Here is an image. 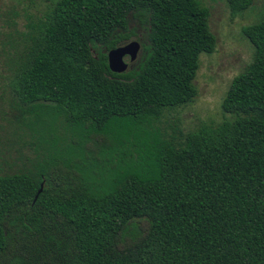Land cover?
I'll return each instance as SVG.
<instances>
[{"label":"trees","instance_id":"trees-1","mask_svg":"<svg viewBox=\"0 0 264 264\" xmlns=\"http://www.w3.org/2000/svg\"><path fill=\"white\" fill-rule=\"evenodd\" d=\"M225 1L239 14L253 0ZM14 8L3 92L79 135L45 171L0 174V264H264V12L242 28L253 55L222 119L169 136L156 123L194 100L216 45L200 0L30 1L20 32ZM130 17L147 42L113 72Z\"/></svg>","mask_w":264,"mask_h":264},{"label":"rangeland","instance_id":"rangeland-1","mask_svg":"<svg viewBox=\"0 0 264 264\" xmlns=\"http://www.w3.org/2000/svg\"><path fill=\"white\" fill-rule=\"evenodd\" d=\"M30 1L38 0H0V42L5 41L8 34V30L3 28L10 14L8 11L15 6L19 13L16 29L20 32L26 23L24 9L29 7ZM200 2L209 10L208 26L215 36L216 45L212 53L199 56L194 100L165 111L156 123L169 136H177L178 131L186 133L202 122L216 123L222 119L221 100L232 79L246 67L253 55V46L243 35L242 28L257 21L264 12V0H253L251 6L239 14H231L225 0ZM128 26L133 30L131 36L118 45L131 40L140 44L138 56L129 64V69L139 59L141 44L147 42V27L133 17L129 18ZM12 105L0 82V174L27 172L29 169L45 171L50 165V157L60 158L78 139L79 131L66 127L60 115L46 109L23 115Z\"/></svg>","mask_w":264,"mask_h":264},{"label":"water","instance_id":"water-1","mask_svg":"<svg viewBox=\"0 0 264 264\" xmlns=\"http://www.w3.org/2000/svg\"><path fill=\"white\" fill-rule=\"evenodd\" d=\"M139 50L140 44L136 40H131L126 44L118 45L115 48L108 50L107 64L109 69L118 73L126 71L129 67V64L137 58ZM41 186L38 189L34 200L41 191Z\"/></svg>","mask_w":264,"mask_h":264}]
</instances>
